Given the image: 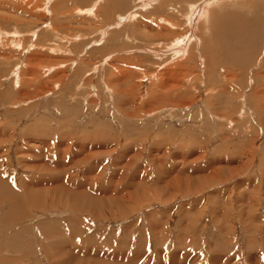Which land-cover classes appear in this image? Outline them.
Returning a JSON list of instances; mask_svg holds the SVG:
<instances>
[{"label":"rangeland","instance_id":"rangeland-1","mask_svg":"<svg viewBox=\"0 0 264 264\" xmlns=\"http://www.w3.org/2000/svg\"><path fill=\"white\" fill-rule=\"evenodd\" d=\"M44 3L0 0V264H264V0Z\"/></svg>","mask_w":264,"mask_h":264},{"label":"bare ground","instance_id":"bare-ground-1","mask_svg":"<svg viewBox=\"0 0 264 264\" xmlns=\"http://www.w3.org/2000/svg\"><path fill=\"white\" fill-rule=\"evenodd\" d=\"M21 1L24 3L26 0H21ZM45 1H47V4H48V2H49L50 0H45ZM34 2H35V0H34ZM31 3H33V2H31ZM45 3H46V2H45ZM45 3H44V5H46V6H45L46 9L44 8V6H43V8H44V10H47V11H48V5L45 4ZM35 4H36V3H35ZM29 5H30V4H29ZM18 7H19V6H18ZM36 7H37V9L40 8V7H38L37 4H36ZM3 8H4V7H3ZM3 8L1 7L0 9H3ZM41 8H42V6H41ZM51 8H52V7H51ZM4 9H5V8H4ZM22 10H23V9H22ZM39 10H40V9H39ZM49 10H50V8H49ZM78 10H79V9H77L76 12H79ZM37 11H38V10H37ZM85 11H86V13H87V12H91L92 15H95V11H94L93 9L81 10V12H85ZM23 12H24V11H23ZM211 12H212V11H211ZM24 13H25V12H24ZM46 13H47V12H46ZM86 13H85V14H86ZM85 14H83V15H85ZM22 15H23V14H22ZM96 16H97V15H96ZM0 20H1V21H4L5 23H7V21H8V20H6V18L4 19V17H2L1 15H0ZM175 27H176V26H175ZM230 31H231V30H230ZM4 33H5V32H4ZM4 33L1 32V28H0V37H2V35L4 36ZM11 33H12V34H11ZM11 33H10V34L12 35V37H14V38H18V39L20 38V36H19L20 34H19L18 31H13V32L11 31ZM7 36H8V35H7ZM231 36H234L233 33H232ZM0 40H2V39H0ZM10 40H11V39H10ZM12 40H13V39H12ZM19 40H21V39H19ZM13 41H14V40H13ZM15 42H16V41H15ZM15 42H14V43H15ZM17 42H18V41H17ZM202 42H203V41H202ZM253 42H254V41H253ZM14 43L12 42L11 45H13ZM15 44H16V43H15ZM176 44H177V43H175V45H176ZM179 44H181V43H179ZM180 46H181V45H180ZM180 46H179V47H180ZM14 47H16V46L14 45ZM18 48H19V47H18ZM180 48H182V46H181ZM180 48H179V49H180ZM183 48H184V47H183ZM183 48H182V49H183ZM183 50H184V49H183ZM184 51H185V50H184ZM207 52H208V51H207ZM234 52H235V51H234ZM177 54H179V53H177ZM235 55H236V54H235ZM205 61H206V60H205ZM209 62H210V61H209ZM61 185H62V184H61ZM2 186H3V185H2ZM60 187H61V186H60ZM62 188H63V187H62ZM76 188H77V187H76ZM79 189H80V188H77L76 190H79ZM51 190H52V189H51ZM60 190H61V188H60ZM72 190H73V189H72ZM52 191H54V190H52ZM61 191H63V190H61ZM79 191H80V190H79ZM82 192H83V191H82ZM64 193H65V192H64ZM74 193H75V195L77 196V198H78L79 200L84 199L82 195H87L86 192H83V193L74 192ZM67 194H68V193H67ZM90 196H91V195H90ZM91 197H92V196H91ZM67 198H68V197H67ZM59 199H60V198H59ZM79 200H78V201H79ZM92 200H93V199H92ZM92 200H91V201H92ZM55 201H56V200H55ZM74 201H75V200H74ZM74 201H73V202H74ZM104 201H105V200H104ZM49 202H50V201H49ZM61 202H62V200H61ZM66 202H67V201H66ZM97 202H98V201H97ZM101 202H102V200H101ZM71 203H72V202H71ZM79 203H80V202H77L76 205H78ZM68 204H69V203H67L66 205H68ZM97 205L99 206L100 204H97ZM106 205H107V204H106ZM106 205H105V206H106ZM95 206H96V205H95ZM43 207H44V206H43ZM91 207H93V206H91ZM82 208H83V207L80 206V208L78 209V212H79V210L82 209ZM95 208H96V207H95ZM95 208H94V209H95ZM14 209H15V208H14ZM76 211H77V210H76ZM76 211H75V212H76ZM91 211H93V210H90V212H91ZM94 211H95V210H94ZM80 212H81V210H80ZM84 212H85V211H84ZM76 213H77V212H76ZM93 213H94V212H93ZM93 213H92V214H93ZM77 214H78V213H77ZM94 214H95V213H94ZM55 233H56V232H55ZM53 235H54V234H53ZM57 244H58V243H57ZM59 245H61V244H59ZM53 246H54V245H53ZM57 247H58V246H57ZM61 247H62V246H61ZM62 248H63V247H62ZM84 249L86 250V247H85ZM54 250H56V249H54ZM54 253H55V252H54ZM68 254H69V253H68ZM60 257H61V256H60ZM74 258H76V257H71V255H68L67 260H68L69 262H74V261L76 260V259H74ZM64 262H65V261H63L61 264H64ZM119 263H120V262H119ZM134 263H135V262H134ZM217 263H218V262H217ZM214 264H215V263H214Z\"/></svg>","mask_w":264,"mask_h":264}]
</instances>
